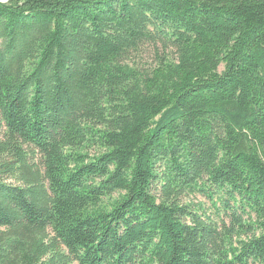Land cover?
<instances>
[{
	"label": "trees",
	"instance_id": "obj_1",
	"mask_svg": "<svg viewBox=\"0 0 264 264\" xmlns=\"http://www.w3.org/2000/svg\"><path fill=\"white\" fill-rule=\"evenodd\" d=\"M0 264H264V0H0Z\"/></svg>",
	"mask_w": 264,
	"mask_h": 264
},
{
	"label": "rangeland",
	"instance_id": "obj_2",
	"mask_svg": "<svg viewBox=\"0 0 264 264\" xmlns=\"http://www.w3.org/2000/svg\"><path fill=\"white\" fill-rule=\"evenodd\" d=\"M221 69V68H220ZM197 201L199 200V201H205V199L203 198V197H201V196H197V199H196ZM195 200V201H196ZM205 204H206V206L207 205H209V202H205Z\"/></svg>",
	"mask_w": 264,
	"mask_h": 264
}]
</instances>
